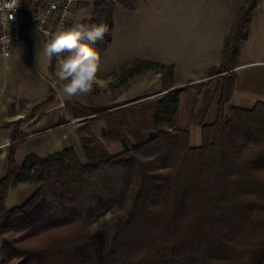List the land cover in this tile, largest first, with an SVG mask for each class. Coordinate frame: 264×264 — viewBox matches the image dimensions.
Segmentation results:
<instances>
[{
  "label": "trees",
  "instance_id": "obj_1",
  "mask_svg": "<svg viewBox=\"0 0 264 264\" xmlns=\"http://www.w3.org/2000/svg\"><path fill=\"white\" fill-rule=\"evenodd\" d=\"M260 1L241 7L223 60L209 74L221 94L199 145L182 123L180 89L169 84L138 101L139 109L129 105V118L123 108L115 109L119 117L104 112L100 137L80 135L85 161L69 147L29 154L18 165L23 139L9 144L0 177V264H264V102L233 104L230 71ZM118 3L132 8L134 0L95 2L90 22L108 32L92 46L103 53ZM132 65L129 77L155 67ZM20 184L34 189L9 208Z\"/></svg>",
  "mask_w": 264,
  "mask_h": 264
},
{
  "label": "rangeland",
  "instance_id": "obj_2",
  "mask_svg": "<svg viewBox=\"0 0 264 264\" xmlns=\"http://www.w3.org/2000/svg\"><path fill=\"white\" fill-rule=\"evenodd\" d=\"M96 1L77 0L68 29L78 24L92 25L90 19L96 10ZM232 2L237 3L235 10L238 12L247 0ZM201 7L199 0H134L132 8L117 4L114 11L113 39L104 53L103 49L99 50L101 57L97 77L102 83L94 84L90 92L75 96L78 101L66 103L65 106L71 113L75 109L81 114L78 118H72L75 122L73 125L79 126V136L89 133L93 137H100L103 127L108 124L107 117H103L104 112L108 111L107 113L114 117H119L120 114L115 109L123 108L126 118H129L131 115V111L127 109L129 105L139 109L138 101L144 96L150 95L152 98L160 91L161 93L168 91L163 89L165 84H169L171 85L169 90L180 89L181 120L191 130V144L195 146L201 143L202 123L209 124L216 120L218 99L221 94L217 78L211 79L209 74L224 57L223 53H219L221 33L215 25L216 17L212 7ZM262 20L264 0H261L260 6L253 10L252 24L248 26L249 36L252 35L253 38L256 36ZM34 39V57L39 70L45 77L51 78L53 75L49 70L50 59L43 55L45 40L38 34H35ZM221 41L224 42V39ZM240 46L241 48L245 46L249 50V39L246 42L242 41ZM66 54L65 52L61 55ZM243 56L245 60L250 54L247 52ZM0 57L2 58L1 55ZM56 59L58 67V58ZM136 60L150 61L155 67L129 77L126 70ZM132 67L134 68L133 65ZM53 81L60 80L53 78ZM213 108L214 114L211 113L212 116H209V111L212 112ZM97 110L101 111L96 112ZM145 113L148 111L145 110ZM24 122L20 121L18 127H23ZM28 130L32 131L19 132L16 136L12 134L9 143L24 139L35 132L34 129ZM58 134L59 131H56L50 136L53 138ZM31 144L29 143V146ZM8 148L6 154L0 148V177L5 174L7 168ZM75 148L81 160L85 161L82 145ZM112 149L117 152L120 147ZM33 189L27 184H20L12 189L7 206L12 208L23 203Z\"/></svg>",
  "mask_w": 264,
  "mask_h": 264
},
{
  "label": "crops",
  "instance_id": "obj_3",
  "mask_svg": "<svg viewBox=\"0 0 264 264\" xmlns=\"http://www.w3.org/2000/svg\"><path fill=\"white\" fill-rule=\"evenodd\" d=\"M199 4L201 8L212 7L216 17L215 25L221 33L219 53L225 54L226 36L239 12L235 10L237 3H233L232 0H199ZM250 23L252 24V18ZM255 24L257 27L256 22ZM258 28L257 33L254 31V34L256 33L254 38L248 33L243 40L246 42L249 39L250 48L247 50L245 46L242 48L240 46L238 63L231 69L236 74L232 99V103L237 101L233 103L235 105L251 106L258 101L264 102V20ZM35 34L45 41L49 39L40 33ZM35 34L33 35V47ZM222 39L224 42L221 41ZM34 52V49L32 51L18 42L10 57H0L2 59L0 60V148L3 149V153L7 152L12 134L16 136L19 132L32 131L28 128L35 130L34 133L24 137L17 147L15 157L18 165H22L27 156L32 153L45 156L51 154L52 151L54 153L81 145L79 126L73 125L75 122L72 120V118L80 117L81 114L75 109L71 113L65 107L66 103L76 102L78 99L63 93L62 86L65 82L53 81V78H57V61L52 68L50 59L49 70L53 76L45 77L39 70ZM247 52L250 57L244 60L243 55ZM220 64H216L213 68ZM211 110L209 116H212L211 113L214 114L215 109ZM216 113L218 115V112ZM215 118H217L216 115ZM25 119L28 121L26 122ZM20 121L25 122L23 127L19 128ZM56 131H59V134L52 138L50 135ZM29 143H32L31 146Z\"/></svg>",
  "mask_w": 264,
  "mask_h": 264
},
{
  "label": "clouds",
  "instance_id": "obj_4",
  "mask_svg": "<svg viewBox=\"0 0 264 264\" xmlns=\"http://www.w3.org/2000/svg\"><path fill=\"white\" fill-rule=\"evenodd\" d=\"M106 32L108 29L103 23L78 24L67 30L58 29L45 41L43 55L58 58L57 78L65 82L62 90L67 96L86 94L94 84L102 83L97 77L101 52L92 43L103 38ZM65 52L66 55H61Z\"/></svg>",
  "mask_w": 264,
  "mask_h": 264
},
{
  "label": "built area",
  "instance_id": "obj_5",
  "mask_svg": "<svg viewBox=\"0 0 264 264\" xmlns=\"http://www.w3.org/2000/svg\"><path fill=\"white\" fill-rule=\"evenodd\" d=\"M77 0H0V55L13 54L21 42L33 51V35L67 30ZM11 4L12 7H7Z\"/></svg>",
  "mask_w": 264,
  "mask_h": 264
}]
</instances>
